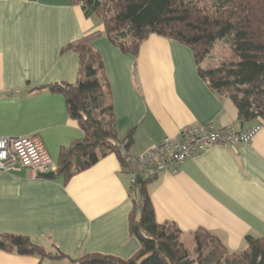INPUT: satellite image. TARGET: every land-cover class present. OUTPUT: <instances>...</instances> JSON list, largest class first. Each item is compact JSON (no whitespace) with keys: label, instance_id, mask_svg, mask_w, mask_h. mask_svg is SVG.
<instances>
[{"label":"crops","instance_id":"1","mask_svg":"<svg viewBox=\"0 0 264 264\" xmlns=\"http://www.w3.org/2000/svg\"><path fill=\"white\" fill-rule=\"evenodd\" d=\"M97 31L102 22L71 0H0V135L38 134L55 167L60 150L83 132L62 94L38 88L74 83L79 56L64 47ZM92 43L104 61L118 138L133 129L132 157L187 127L244 130L259 122L241 121L232 101L200 76L191 49L176 40L151 34L136 57L105 35ZM261 124L248 143L213 145L175 173H159L148 185L156 221L173 222L190 246L197 229L207 230L230 252L244 249L248 234L264 237ZM130 165L135 169L133 160ZM130 177L114 154L67 181L63 175L32 177L27 168L0 171V234L28 236L52 255L0 250V264H77L72 260L92 254L131 258L139 242L128 230Z\"/></svg>","mask_w":264,"mask_h":264},{"label":"trees","instance_id":"2","mask_svg":"<svg viewBox=\"0 0 264 264\" xmlns=\"http://www.w3.org/2000/svg\"><path fill=\"white\" fill-rule=\"evenodd\" d=\"M84 12L94 14L103 31L93 32L64 49L79 56L76 81L40 87L62 94L68 116L83 132L79 141L60 150L54 175L67 181L100 158L114 154L124 171L132 173L129 149L133 129L118 138L110 86L100 53L93 40L105 35L123 53L136 57L140 45L151 34L176 40L189 47L200 76L220 97L235 105L241 121L264 123V0H71ZM218 40L226 41L237 62L203 69L202 61ZM262 119V120H260ZM134 161V160H133ZM157 175L130 185L133 212L128 221L130 235L139 242L138 251L123 260L92 254L72 260L77 264H264V237L246 235V247L230 252L222 241L204 229L193 234L190 250L181 241L173 222L158 223L148 185ZM0 250L20 255L52 256L30 237L0 234ZM56 256L64 257L57 253Z\"/></svg>","mask_w":264,"mask_h":264},{"label":"built area","instance_id":"3","mask_svg":"<svg viewBox=\"0 0 264 264\" xmlns=\"http://www.w3.org/2000/svg\"><path fill=\"white\" fill-rule=\"evenodd\" d=\"M261 125L257 122L242 130L231 124L216 128L212 123H207L187 127L178 137L165 136L159 144L133 159L136 167L131 173L130 185L137 182L138 177L145 179L159 173H175L184 160L213 145L248 143ZM21 168H27L32 177H37L42 173L54 172L56 167L38 134L0 135V171L10 172Z\"/></svg>","mask_w":264,"mask_h":264},{"label":"rangeland","instance_id":"4","mask_svg":"<svg viewBox=\"0 0 264 264\" xmlns=\"http://www.w3.org/2000/svg\"><path fill=\"white\" fill-rule=\"evenodd\" d=\"M101 57H102V55H101ZM205 59H206L205 64H206L207 68L217 67V66H221L223 64H230L232 62L238 61V58L232 52L229 44L223 40L216 41L213 49L210 51L209 55ZM102 60H103V58H102ZM103 63H104V61H103ZM260 120H262V119H260ZM134 199H136L135 196H134ZM194 245H195L194 240H193L191 246L189 245V243H186V246H189L188 248L190 250L193 249Z\"/></svg>","mask_w":264,"mask_h":264},{"label":"water","instance_id":"5","mask_svg":"<svg viewBox=\"0 0 264 264\" xmlns=\"http://www.w3.org/2000/svg\"><path fill=\"white\" fill-rule=\"evenodd\" d=\"M133 170H135V169H133ZM41 176L46 177V178H52L54 176V172L42 173ZM142 180L143 179L141 177L137 178L138 183L142 182Z\"/></svg>","mask_w":264,"mask_h":264}]
</instances>
